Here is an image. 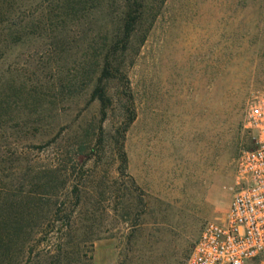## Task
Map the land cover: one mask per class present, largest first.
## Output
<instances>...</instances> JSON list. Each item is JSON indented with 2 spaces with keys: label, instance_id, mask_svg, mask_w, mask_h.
I'll list each match as a JSON object with an SVG mask.
<instances>
[{
  "label": "rangeland",
  "instance_id": "rangeland-1",
  "mask_svg": "<svg viewBox=\"0 0 264 264\" xmlns=\"http://www.w3.org/2000/svg\"><path fill=\"white\" fill-rule=\"evenodd\" d=\"M31 2L32 16L36 7L46 11L42 0ZM122 2L117 9L89 0L86 10L63 18L75 40L70 55L48 56L52 40L41 36L0 56V89L24 86L41 97L24 103L0 138L11 143L0 174L16 184L25 172L57 174L60 200L70 205L77 197L68 187L84 184L80 231L95 237L83 249L84 264H186L206 222L225 220L239 156L256 145L248 108L264 94V0H144L142 23L119 59L124 75L108 82L115 103L104 123L120 139L127 125L135 185L113 146L90 158L68 147L78 129L102 116L91 92L104 56L94 51L117 32ZM55 136L68 147L62 154L43 146ZM43 242L26 253L27 264L40 260ZM246 264H264V254Z\"/></svg>",
  "mask_w": 264,
  "mask_h": 264
},
{
  "label": "trees",
  "instance_id": "trees-1",
  "mask_svg": "<svg viewBox=\"0 0 264 264\" xmlns=\"http://www.w3.org/2000/svg\"><path fill=\"white\" fill-rule=\"evenodd\" d=\"M93 1L100 3L102 0ZM110 1L112 7H120L119 0ZM120 1L125 3L126 9L119 18L117 32L106 37L104 44L94 51V56H104V65L91 92V100L101 105L102 116L98 122L81 129V132L78 129L73 136L74 141L68 147L71 151L86 152L87 158H90L98 147L103 150L113 146L121 172L135 185L134 178L127 172L128 154L123 140L127 125H124L122 139L109 134L104 126L110 108L115 103L108 82L124 75L121 68L123 63L119 59L131 47L134 35L142 23L145 5L144 0ZM88 2L42 0L40 5H44L46 11L36 7L37 14L32 16L30 10L34 3L31 0H0V56L5 55L11 44L41 36L52 40V48L47 50L48 56L70 55L75 40L69 35L68 27L64 26L63 18L83 12L89 7ZM23 87L11 85L6 90L0 89V138H6L7 127L15 119L14 113L26 109L24 103L27 105L31 101L29 107H32L41 100L37 92H26ZM117 132L121 133V129L118 128ZM10 145L7 140L0 143V164L11 161L7 154ZM43 146L52 147L57 154L68 150L56 136ZM14 160L22 164L20 158ZM53 165L50 170L57 173L61 163ZM88 177H94V173ZM17 181L18 184L14 183L12 176L0 174V264H27L30 260L29 256L25 258L26 253L36 249L43 241L45 245L36 255L40 260L35 264H68L70 260L84 264L87 258L83 249L87 243L93 244L95 240V237L80 231L84 227V218L80 215L87 206L83 200L87 194L84 184L68 187L67 194L77 197V203L70 205L67 200H60L62 193L57 185V174L45 178L39 175L28 178L25 172Z\"/></svg>",
  "mask_w": 264,
  "mask_h": 264
},
{
  "label": "built area",
  "instance_id": "built-area-1",
  "mask_svg": "<svg viewBox=\"0 0 264 264\" xmlns=\"http://www.w3.org/2000/svg\"><path fill=\"white\" fill-rule=\"evenodd\" d=\"M248 123L256 145L239 156L226 218L206 222L186 264H246L264 254V94L251 100Z\"/></svg>",
  "mask_w": 264,
  "mask_h": 264
}]
</instances>
